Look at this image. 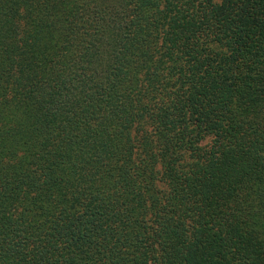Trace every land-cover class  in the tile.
I'll use <instances>...</instances> for the list:
<instances>
[{"label":"trees","instance_id":"16d2710c","mask_svg":"<svg viewBox=\"0 0 264 264\" xmlns=\"http://www.w3.org/2000/svg\"><path fill=\"white\" fill-rule=\"evenodd\" d=\"M0 264H264V0H0Z\"/></svg>","mask_w":264,"mask_h":264}]
</instances>
